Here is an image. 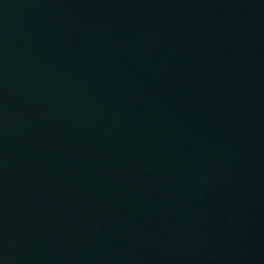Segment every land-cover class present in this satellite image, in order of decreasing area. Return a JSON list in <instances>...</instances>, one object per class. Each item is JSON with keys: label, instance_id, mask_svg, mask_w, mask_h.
Masks as SVG:
<instances>
[{"label": "water", "instance_id": "water-1", "mask_svg": "<svg viewBox=\"0 0 264 264\" xmlns=\"http://www.w3.org/2000/svg\"><path fill=\"white\" fill-rule=\"evenodd\" d=\"M0 264H264V0H0Z\"/></svg>", "mask_w": 264, "mask_h": 264}]
</instances>
